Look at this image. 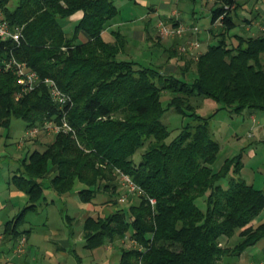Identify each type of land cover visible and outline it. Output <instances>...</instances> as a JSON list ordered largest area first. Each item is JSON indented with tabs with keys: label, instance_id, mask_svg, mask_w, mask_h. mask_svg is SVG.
<instances>
[{
	"label": "trees",
	"instance_id": "trees-1",
	"mask_svg": "<svg viewBox=\"0 0 264 264\" xmlns=\"http://www.w3.org/2000/svg\"><path fill=\"white\" fill-rule=\"evenodd\" d=\"M10 1L0 0V7L11 24L21 26L20 43L0 40V65L11 51L41 78L54 79L72 99L66 117L75 136L57 133L43 150L19 159L10 183L27 202L3 225L4 239L26 235L20 226L37 211L46 188L64 196L79 183L80 201L92 202L108 192L117 204L116 168L144 194L127 210L87 217L82 237L84 246L93 249L128 234L138 247L122 248L118 264H232L223 259L238 257L264 238V220L253 222L264 209V191L238 176L242 153L225 159L217 170L211 166L219 151L211 118L219 110L264 112V32L235 35L230 46L225 38L235 26L230 13L238 8L237 0H214L210 23L218 19L220 25L209 31L217 42L196 59L181 53L178 73L170 74L118 58L127 45L125 36L112 30L110 39L103 37L119 13L112 0H17L12 8ZM64 18L76 21L74 34L64 31L59 22ZM167 20L176 23L174 16ZM79 32L86 37L76 42ZM178 43L167 48L168 58L178 56ZM18 92L13 71L0 67V127L8 128L12 117L22 119L25 128L59 119L45 85L16 99ZM193 97L219 106L208 116L193 113L196 123L182 126L166 142L164 112L173 108L186 116ZM144 144L135 163L132 156ZM51 167L54 173L45 181ZM226 177L223 187L220 180ZM148 197L154 198L153 207ZM198 197H204V209L195 203ZM234 235L238 240L227 244Z\"/></svg>",
	"mask_w": 264,
	"mask_h": 264
},
{
	"label": "rangeland",
	"instance_id": "rangeland-1",
	"mask_svg": "<svg viewBox=\"0 0 264 264\" xmlns=\"http://www.w3.org/2000/svg\"><path fill=\"white\" fill-rule=\"evenodd\" d=\"M112 1L117 6L119 13L113 19L111 27L103 34V37L106 40L110 39V32L112 30H119L125 36L127 45L125 51L118 55V58L120 59L133 60L142 66L157 67L159 70L164 71V74H170L173 72L178 73L179 69L174 66L172 60L179 58L181 53L182 55H186L179 51V47L195 40L196 37L191 35L188 40L180 44L178 46V56L174 57L172 60L171 58H168V54L163 50L164 47L167 46L166 41H162L159 46L150 42V39H147V36L149 35L151 40H156L157 43L162 39L165 40V38L159 36L156 24L159 18H164V16H167L168 13L171 12V10L177 12V15L180 16L184 24L194 25L198 28V32L202 33V38H204V40L201 47L194 50V53L198 52V54H200V50L202 51L207 44H215L217 42V38L213 37V39L208 40L205 37L206 28L210 24V8L212 6V0ZM16 2L17 0H11L9 7H14ZM261 2L264 6V0H261ZM256 6L255 2L251 0V11H253ZM232 18L237 24L230 29L228 35L225 36L229 46L236 41L235 38L232 39L233 35H247V32L243 29L241 14L238 13L237 15H234L232 13ZM59 22L66 33L70 35L74 34L75 20L64 18L59 19ZM85 37L86 36L83 32H79L77 34L76 42L83 41ZM178 37H183V35ZM187 57L189 56L187 55ZM176 60L177 59L174 61ZM191 103L192 108L184 109L185 114H187L186 116L177 113L173 108H169L164 112L161 120L167 126L169 131V136L165 140L166 142H169L175 137L182 126L188 123H196L193 119V113L208 116L219 106V104L215 103L213 100L203 97H193ZM248 110L249 109L246 108L239 114L230 113L226 110H219L211 118L209 126L213 132L214 138L219 143L218 154L211 166L214 170H217L221 167L225 159L231 158L241 152L244 165L238 176L244 179L247 183H252L254 187L264 189V140H257V142H255L253 138H250L247 135L249 127L254 125ZM257 112L261 113L263 111L257 110ZM24 128L25 122L16 117L11 118L8 128L0 127V202L5 205L10 201L11 204L14 205V210L7 205L0 210V224L6 219L11 218L26 204L25 195L9 196L6 192L7 189L12 186L10 183V177L15 173L16 168H18L20 164L19 158L29 155L34 149L42 150L45 146L43 144L36 146L30 144L25 146V144L27 142H48L52 139L53 135H55L39 131L34 136L30 137L21 148H17V143L23 135ZM145 148L146 144L136 150L132 156L135 163L140 161L141 154L144 152ZM44 180L46 181L47 178ZM115 180L116 182H119L117 176H115ZM119 184L122 185L121 183ZM220 184L223 187H227L228 177L221 179ZM82 187L81 184L77 183L74 189L64 196L57 195L50 188L44 190L45 198L44 200H41L37 211L29 213L24 224L20 226V229L22 230L31 229L28 238L31 246L29 252L24 257L27 258V264H118L120 246L125 249L138 247V244L128 239V234L127 236L124 235L122 238H117L118 241H109L110 244L113 243L111 248H108L109 245H107V240L94 250H88L84 247V239L81 236V224L83 219H77L76 217L79 216L82 210L84 211V214L87 215H92L93 213L87 212V210H89V205L80 202L76 198L77 190ZM122 189H126V187L119 188V191L121 192ZM134 196L136 195L128 193L126 197L127 201L131 198H135ZM99 197L101 196L97 195L95 200L99 199ZM123 202L120 201L118 202L120 204L109 207L110 212L115 211L118 208L127 210L128 204H126L127 202H125V204ZM195 203L200 208H205L204 197H198L195 200ZM262 211L255 218L258 220L261 218L263 219L264 212ZM67 215L74 217V221L69 224L72 226L73 231L71 237L68 235L66 228ZM2 228V225H0V231L3 232ZM64 238L69 240L71 248L75 249L77 257L68 250L67 256L55 251V245H57L55 242H57L58 239ZM237 240L238 237L234 235L227 240V244L232 245ZM263 243L264 239H261V241L258 242V247L260 248ZM9 247V243L6 244V249H1L0 247L1 257L2 255L12 256L11 252L7 251ZM49 252H52V254ZM236 260V256H230L225 259V261L233 264H237Z\"/></svg>",
	"mask_w": 264,
	"mask_h": 264
},
{
	"label": "crops",
	"instance_id": "crops-1",
	"mask_svg": "<svg viewBox=\"0 0 264 264\" xmlns=\"http://www.w3.org/2000/svg\"><path fill=\"white\" fill-rule=\"evenodd\" d=\"M237 1H238V6H237L238 8L234 9L230 13V17H231L232 21H233L232 13L234 15H237L239 13L242 16L241 21H242V24L244 27L243 29L247 32L246 36H255V35H259V34L263 33L264 32V6H263V4H261L262 3L261 0H253L255 2V6L257 5L253 11H251V9H250V1L251 0H237ZM214 7H215V2H214V0H212V6L210 8V12L212 11V9ZM230 9H233V5L230 7ZM169 15H173L175 17V15H177V12L175 10H171V12H169L167 16H169ZM177 19L182 21V19L180 18L179 15H177ZM234 23H235V25L237 24L236 22H234ZM111 25H112V23H111ZM111 25L104 30L103 34L106 33V31H108V29L111 27ZM219 25H220V22L218 19L213 24H211V23L209 24V26L206 28V33H205L206 39H208V40L213 39L212 33L209 31V28H211V27L218 28ZM191 35L196 37V39L199 40L200 47H201V44H202L204 38H202V33H200V32H198L196 34L194 33V35H193V33L188 32L187 35H183V37L168 38L165 40L162 39L158 43L156 42V40H151V37L149 35L147 36V39H150V42H152L153 44H157L159 46H160L162 41H164V42L166 41L167 46L164 47V49H163L164 52L166 53V50L168 47L170 49H173L172 47H173V43L175 40H177L179 42V44L176 45V47H178L184 41L188 40ZM234 37H235V35L232 36V39H234ZM207 46H208V44L206 45V47L202 51L200 50V52H204L206 50ZM172 59H174V57H171V60ZM175 59H177V58H175ZM174 60H172L174 66L178 67L180 65V61L178 59L176 61H174ZM263 60H264V56H263ZM248 111H249V115L252 117V120H253L252 122L254 123V125H251L249 127V132L247 135L250 138H253L255 142H257V140L258 141L264 140V112L258 113L257 111H253V110H248ZM50 141H48V142L47 141L36 142L37 144L33 143V142H27L25 144V146L30 145V144H32L34 146L39 145V144L40 145L43 144L46 146V144L49 143ZM243 165H244V162H243ZM54 170H55V167H51L49 169V171L47 172V174L45 175V178L49 179V177L54 173ZM117 184H118V193L115 196L117 197V202H120L119 197L122 193H125L126 189H122V191L120 192L119 188H124V186L120 185L119 182H117ZM249 184H252V183H249ZM78 190H77V192H78ZM262 190L264 191V189H262ZM6 192L8 193L9 196L25 195L23 192L16 190L14 188V186H10V188L7 189ZM97 195H100L101 197H99V199H97V200H95V198H96L95 197L92 202H82V201H80L78 194H77V197L75 196L80 202L86 203L87 205H89V210H87V212L93 213L92 215H87V214H84V211L82 210L80 212L79 216L76 217L77 219H79V218L83 219L82 224H81L82 228H83V223L87 217H89V216L90 217H97V216H104V215L110 214L114 211L110 212L109 207L120 204V203L113 204L111 202V197H110L108 192L98 193ZM134 197L135 198H131L128 201L126 199V201H124L123 203L125 204V202H127L126 204H128V206L130 204L137 203L140 197H138V195H136ZM26 202H27V196H26ZM6 205L10 208H13V210H14V205L11 204L10 201H8V203L5 205H4V203L0 202V210ZM262 212H264V209ZM11 218L6 219L0 225H2V227H3L5 222H7ZM261 219L258 220L257 218H255L253 222L259 223V222L264 220V218L262 220ZM66 220H67V224H66L67 232H68V235L71 237L73 235V231H72V226H70L69 224L74 221V217L67 215ZM2 230H3V228H2ZM26 230H28L26 235H24L26 241H25L24 249L21 252H16V246H17L18 240L4 239L3 235H2V231H0V247H1V249H4V248L6 249V244L9 243L10 247H9V249H7V251H10L12 254V256H10V255H7V256L2 255V257L0 256V264H27V258H24V257L30 250L31 245L29 244L28 238H29V234H30L31 229H26ZM82 231H83V229L81 230V236H82ZM128 239H130V238H128ZM261 239H264V238H261ZM261 239L258 240L254 245L249 246L246 249H244L243 252L238 257L236 256V258H237L236 263L237 264H264V243L260 246V248L258 247V242L261 241ZM115 240L118 241V239H115ZM115 240H113V241H115ZM55 244H57V245H55V251L56 252L67 256L68 255L67 250H68L75 257H77L75 254V249L71 248V243L69 242L68 239H66V238L58 239L57 242H55ZM112 244L113 243L110 244L108 241V243H107V245H109L108 248H111ZM84 245H85V241H84ZM94 249L95 248L88 249V250H94ZM121 249H122V247L120 246V253H121ZM49 253L52 254V252H49ZM228 257H230V256H228ZM228 257H225L223 259V261H225V259H227ZM119 258H120V256H119ZM14 261H16V262H14ZM225 262H227V261H225ZM101 264H105V263H101Z\"/></svg>",
	"mask_w": 264,
	"mask_h": 264
},
{
	"label": "built area",
	"instance_id": "built-area-1",
	"mask_svg": "<svg viewBox=\"0 0 264 264\" xmlns=\"http://www.w3.org/2000/svg\"><path fill=\"white\" fill-rule=\"evenodd\" d=\"M225 9L228 8L227 5L224 6ZM173 15L165 16L164 18H159L156 28L159 36L161 37H176L187 35L188 32L198 33V28L194 25H186L182 21L177 19V15H175V24L170 23L167 18ZM221 17V16H220ZM21 36V26L11 24L3 15V11L0 7V40H10L15 46H18L20 43ZM200 47V42L198 39L192 40L188 42L186 45H181L179 47V51L185 53L189 57L196 59L199 55L198 52L194 53ZM200 53V52H199ZM198 54V55H197ZM4 70H11L15 74L16 83L19 86V92L16 96V99L24 93L30 92L36 89L39 85L43 84L47 88L49 96L52 101L57 106L59 111V119L57 121H44L40 125H33L24 128L23 135L17 143V148H21L24 144L26 138H30L37 134L39 131L57 134L60 132H68L74 135V130L70 126L66 114L67 109L72 105V99L69 94L62 91L54 79L52 78H41L38 73L34 69H30L27 65L19 61L13 53L10 51V54L6 56L1 61V65ZM116 176L123 186L126 187L125 193H122L119 197V201L123 202L126 200L128 193L135 195H142L144 191L142 188L137 185L129 175L121 171L120 169H115ZM148 201L150 205L153 207L155 204L154 198L148 197ZM25 236L22 235L18 239V243L16 246V252H21L24 249L25 245ZM140 264V263H139Z\"/></svg>",
	"mask_w": 264,
	"mask_h": 264
}]
</instances>
